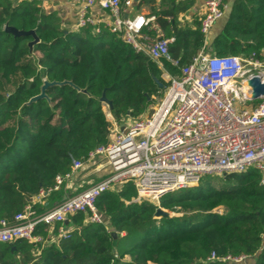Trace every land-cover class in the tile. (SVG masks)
Segmentation results:
<instances>
[{"label": "trees", "instance_id": "trees-1", "mask_svg": "<svg viewBox=\"0 0 264 264\" xmlns=\"http://www.w3.org/2000/svg\"><path fill=\"white\" fill-rule=\"evenodd\" d=\"M136 4L148 6L154 18L142 34L155 38L154 26L172 39L168 54L176 65L135 53L105 24L67 32L57 14L44 13L36 1L0 0V222L13 224L27 207L44 213L43 194L49 204L60 202L64 193L54 190L56 177L111 142L104 108L119 127L144 118L168 86L164 71L178 78L201 51L264 60V0H234L210 45L201 18L190 25L180 20L191 0ZM6 26L33 31L37 42L29 46L32 36L14 37ZM44 81L71 85L50 86L45 99L28 103ZM135 198L131 183L108 191L95 203L101 224L73 215L65 238L59 234L64 223L37 226L42 243L0 244V264H264V185L254 171L204 176L157 206ZM158 208L166 216L156 218ZM111 232L120 235L115 242ZM226 257L246 260L222 262Z\"/></svg>", "mask_w": 264, "mask_h": 264}, {"label": "built area", "instance_id": "built-area-1", "mask_svg": "<svg viewBox=\"0 0 264 264\" xmlns=\"http://www.w3.org/2000/svg\"><path fill=\"white\" fill-rule=\"evenodd\" d=\"M64 1L80 7L76 30L100 24L89 16L90 10L97 8L109 15V22L105 23L109 30L121 33L135 53L156 63L171 62L168 47L172 39L165 38L154 26L155 38L142 34L154 18L126 16L132 0ZM223 11L222 0H204L200 31L206 42ZM162 77L168 86L150 116L147 112L144 118L121 125L122 130L115 124L111 142L90 155L89 161L98 160L107 173L44 213L27 207L13 224L0 222V244L16 240L40 244L41 237L34 234L37 226L53 227L79 213L88 215L89 222L101 224L103 218L96 211V200L127 183L135 189L134 202L147 201L156 206L169 193L196 187L204 176L254 171L264 185V98L250 100L251 87L247 84L255 78L264 84V60L216 57L201 51L190 65L181 68L178 78L165 71ZM82 165L73 162L68 175L57 176L54 190H60L69 175ZM59 234L65 238L67 230L60 228ZM211 260H215L213 255ZM245 260L226 257L221 261Z\"/></svg>", "mask_w": 264, "mask_h": 264}, {"label": "crops", "instance_id": "crops-1", "mask_svg": "<svg viewBox=\"0 0 264 264\" xmlns=\"http://www.w3.org/2000/svg\"><path fill=\"white\" fill-rule=\"evenodd\" d=\"M13 3H20L22 1H33V0H10ZM136 1L132 0V5L127 10V17L133 18L138 15L149 16V7L141 6L140 9L136 7ZM180 1V0H177ZM193 5L189 12L184 15L180 20L187 22L189 25L193 23L194 20L200 19L203 14L204 0H191ZM160 0H156V5L159 4ZM234 0H224V11L223 17L216 22L210 32V36L208 39V45L211 44L212 39L221 31L223 25L225 24L229 12L231 10V6ZM38 3V2H37ZM39 7L44 13L55 12L60 19L62 28L67 32L76 31V22L78 18V13L80 7L75 4H70L64 0H46L44 3H38ZM89 16L93 21L100 22V24H105L109 22V15L106 12H103L97 8H93L89 12ZM193 26V25H192ZM106 116L108 120L112 123V131L115 129V123L111 116L106 112ZM121 129V127H120ZM122 130V129H121ZM107 173V168L102 166L101 162L89 161L83 164L77 171L71 173L69 178H67L62 184L60 190L63 191L64 195L62 197L64 199L75 195L81 190L85 189L89 185L99 181L105 174ZM43 200L45 211L49 210L53 206H55L58 202L48 203V198L46 195H41ZM64 230L68 231L70 226L68 222L65 224Z\"/></svg>", "mask_w": 264, "mask_h": 264}, {"label": "water", "instance_id": "water-1", "mask_svg": "<svg viewBox=\"0 0 264 264\" xmlns=\"http://www.w3.org/2000/svg\"><path fill=\"white\" fill-rule=\"evenodd\" d=\"M4 31L6 33L12 34L14 37L32 36L34 41L32 43H30L29 46H32L33 44H35L37 42V38L35 37L33 31L21 32V31H18L16 29L12 28V27H8V26L5 27ZM63 84L71 85L70 82H63V83L59 84V83H54V82L53 83H48V82L44 81L42 87L40 88V94L38 96H35V97L31 98L28 103H33V102H36L37 100L45 99L46 98L45 90L48 87L54 86V85H63ZM247 84L249 85V87H251V93L249 95V99L250 100L264 98V84H260L258 79H256V78L252 79V80L248 81ZM101 101L103 103H105L106 105L110 106V102H106L104 96H102ZM151 113H152V110H149L148 114H147V117H149ZM44 195H46V194H44ZM161 216H163V217L166 216V213L163 212L159 208L156 209L155 217L158 218V217H161ZM66 223H67V221L65 222V224ZM110 236L113 238V240L115 242L116 240H118L120 235L118 233H116V232H111Z\"/></svg>", "mask_w": 264, "mask_h": 264}, {"label": "rangeland", "instance_id": "rangeland-1", "mask_svg": "<svg viewBox=\"0 0 264 264\" xmlns=\"http://www.w3.org/2000/svg\"><path fill=\"white\" fill-rule=\"evenodd\" d=\"M163 79H164L165 82H167V79H166V78L163 77ZM157 102H158V100L156 101V103H157ZM154 106H155V104L152 105V106L149 108V110H152ZM104 111L107 112L106 108H104ZM131 122H132V121H130V122H128V123H131ZM215 212L218 213V214H222V210H221V209H217ZM167 213H168L170 216H174V215H175L174 213H169V212H167Z\"/></svg>", "mask_w": 264, "mask_h": 264}]
</instances>
